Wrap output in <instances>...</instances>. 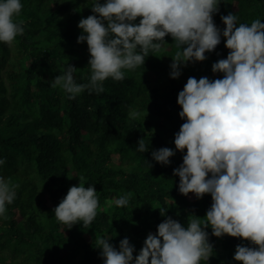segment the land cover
<instances>
[{
	"label": "trees",
	"instance_id": "16d2710c",
	"mask_svg": "<svg viewBox=\"0 0 264 264\" xmlns=\"http://www.w3.org/2000/svg\"><path fill=\"white\" fill-rule=\"evenodd\" d=\"M93 2L21 0L14 20L24 22L25 32L10 45L0 42V159L5 161L0 177L16 193L0 216V264H104L95 244L99 238H110L118 248L127 237L135 257L167 216L187 226L190 214L203 218L211 207L210 194L182 195L173 175L186 154L174 144L185 122L177 97L189 77H223L212 72V65L229 53L224 39L204 61L181 66V75L173 79L171 57L177 48L166 36V44L150 52L144 66L122 69L123 80L109 77L102 93L85 89L69 99L51 81L69 64L78 69L77 83L89 82L90 53L77 38L81 18L93 15ZM229 13L238 24L264 23V0H220L213 19L221 30V16ZM132 112L140 116L132 118ZM142 138L149 148L144 153L137 148ZM164 147L176 153L168 165L152 159V152ZM80 182L97 191V215L87 227L80 221L68 229L53 210ZM129 192L128 206L117 207L115 200ZM207 232L214 252L207 264H242L233 258L237 245L254 247L242 238H217L211 227Z\"/></svg>",
	"mask_w": 264,
	"mask_h": 264
},
{
	"label": "clouds",
	"instance_id": "9594fccd",
	"mask_svg": "<svg viewBox=\"0 0 264 264\" xmlns=\"http://www.w3.org/2000/svg\"><path fill=\"white\" fill-rule=\"evenodd\" d=\"M219 4L220 0H94L93 15L81 18L82 34L77 38V43L86 42L90 53L89 82L77 83L78 69L69 64L51 81L69 99L85 89L102 93V82L109 77L121 81L122 69L144 66L149 53L166 44V36L177 48L171 57L173 79L181 75V66L204 61L205 53L214 51L222 38L229 50L226 58L212 65V72L222 73V78L189 77L177 97L179 116L185 122L174 144L186 154L173 175L179 177L182 195L194 193L201 199L210 194L211 207L203 218L190 214L187 226L167 216L156 234L147 235L135 257L127 237L118 248L110 238L97 239L104 264H200L202 260L207 264L214 254L209 227L217 238L228 235L254 245H237L235 261L264 264V23L256 19L250 25L238 24L237 16L229 13L221 16L225 25L221 30L213 19ZM22 8L21 0H0V42L10 45L24 34V22L14 20ZM130 116L137 118L140 113ZM137 148L142 153L149 150L143 138ZM175 154L164 147L153 151L152 159L168 165ZM96 193L92 185L71 186L53 210L56 220L68 229L80 221L85 227L91 225L99 206ZM15 196L0 177V216ZM131 197V192L121 195L115 205L126 207Z\"/></svg>",
	"mask_w": 264,
	"mask_h": 264
}]
</instances>
